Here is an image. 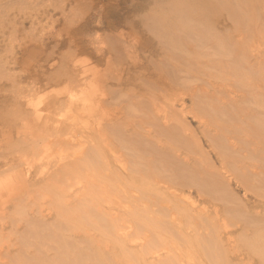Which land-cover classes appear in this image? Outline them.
Returning a JSON list of instances; mask_svg holds the SVG:
<instances>
[{
	"label": "bare ground",
	"instance_id": "bare-ground-1",
	"mask_svg": "<svg viewBox=\"0 0 264 264\" xmlns=\"http://www.w3.org/2000/svg\"><path fill=\"white\" fill-rule=\"evenodd\" d=\"M0 264H264V0H0Z\"/></svg>",
	"mask_w": 264,
	"mask_h": 264
},
{
	"label": "rangeland",
	"instance_id": "rangeland-1",
	"mask_svg": "<svg viewBox=\"0 0 264 264\" xmlns=\"http://www.w3.org/2000/svg\"><path fill=\"white\" fill-rule=\"evenodd\" d=\"M145 1H146V0H145ZM133 14L136 15V12H133ZM130 15H132V14H130ZM222 18H223L224 20L226 19V21L228 20L225 16H222ZM221 21L224 22L223 20H221ZM221 21H218V22H221ZM229 21H230V20H229ZM222 22H221V23H222ZM227 22H228V21H227ZM227 22H224V23L226 24ZM44 23H45V19L42 21V24H44ZM224 23H223V24H219V23H218V24H219V26H220V25H223V26H224ZM228 23H229V22H228ZM228 23L226 24L227 26H228ZM230 23H231V22H230ZM230 23H229V26H228L227 29L230 30V32H231V33L229 32L230 34H234V33H235V32H234L235 29L232 28L233 26L231 27L232 24L230 25ZM45 24H46V28H47V27L49 26V24H48V23H45ZM216 24H217V20H216ZM218 24H217V28L219 27ZM226 25H225V26H226ZM223 26H222V28L220 27L219 29H221V31L223 32L222 35H225V34H224V31H223ZM119 27L121 28V30H124V29H125L123 25H119ZM225 29H226V27H225ZM227 29H226V30H227ZM217 31H218V30H217ZM219 31H220V30H219ZM221 31H220V32H221ZM220 32H219V33H220ZM227 32H228V31H227ZM227 32L225 31L226 34H227ZM19 71H20V68H17V73H18ZM19 74H21V73L19 72ZM23 79H24V76H23ZM22 83H23L24 85H26V84H25V83H26L25 79L22 81ZM24 85H23V86H24ZM187 115H188V118H187V119L190 120V119H191V118H190V115H189V114H187ZM190 123H191L190 126H189L190 129H191V127H192L193 129H195V125H196V123H194L193 121H191ZM194 124H195V125H194ZM248 197H250V196H248Z\"/></svg>",
	"mask_w": 264,
	"mask_h": 264
}]
</instances>
